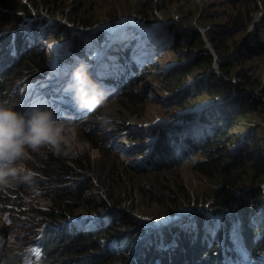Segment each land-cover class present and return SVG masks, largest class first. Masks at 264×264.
<instances>
[{"label":"rangeland","instance_id":"rangeland-1","mask_svg":"<svg viewBox=\"0 0 264 264\" xmlns=\"http://www.w3.org/2000/svg\"><path fill=\"white\" fill-rule=\"evenodd\" d=\"M16 3H26L29 9L30 3H34L38 9L37 14L60 20L59 24L50 22L46 25L48 45L46 52H42L48 65L52 66L51 69H61L60 79L52 85L49 80L43 89L30 86L23 90L20 88L19 92L25 97L32 89L37 93L45 92L48 98L44 106L53 103L57 112L59 109L71 112L77 128L67 155L63 152L57 154L49 147H41L36 152L29 150L25 166L47 178L40 181L42 191L39 196H34L31 188L25 185L0 187V264H10L8 260L12 255L24 257L44 221L49 220L47 214L57 215V218L70 214L66 220L73 222L70 219L73 217L76 219L74 224L77 225L78 221L88 222L94 218L95 213L86 211L90 204L104 205L99 210L100 213H104L105 208H110L125 214V204L129 201L128 204L133 206V217L143 221L147 233L171 224L170 221L187 227L188 223L184 221L196 218L204 220V224H212L215 232L223 213L226 216L233 213L232 210L227 212V208L218 211L220 214L213 215L210 212L215 198L219 196L214 193L223 184L230 190L238 189V200L243 198V191L246 189L264 190V183L261 182L264 176L241 167L240 163L230 168L225 165L229 160V150L242 152L243 158L251 154L245 155L246 150L241 143L245 140V137H241L243 134L254 137L257 147L264 149V54H260L264 52V47H257L255 51L245 55H234L249 38L264 41V32L260 36L255 35L257 25L258 29H264V0H17ZM42 6L55 9L57 13H45L40 10ZM68 11L79 12L78 17L82 22L79 25L90 26L87 28L93 30L90 38H87V34L79 35V38L88 40L79 51L83 60L88 63L92 77L107 86L111 92L106 108L97 109L93 113H77L68 101L54 95L59 94L57 89L62 86L71 68L81 60L80 56L70 54L64 62L62 49L51 60L52 55L48 49L55 44L54 37L61 38L62 35L58 34L59 26L64 25L63 19L68 18ZM175 20L187 28H193L198 37L179 45L170 30V27H176ZM164 25L170 26L156 39L150 53L144 56L145 62L136 64L138 55L129 48L139 42L138 31L146 28L144 26L159 28ZM69 27L70 24H66V28ZM144 34L152 35L150 31ZM202 49H207L213 58L230 61L231 67L221 68L228 62L216 67L214 61L207 66ZM158 51V64L153 67L155 62L150 60L149 55H155ZM101 54L104 57L95 66ZM254 55L259 56L251 58ZM195 63L197 65L192 66ZM174 64L175 69L182 65L186 67L181 72L194 67L176 90L179 92L186 80V84H192L195 79L207 77L208 73L211 74L213 83L228 82L229 85L224 89H230L233 85L236 91L243 83L251 80L247 86L240 88L239 95L255 111L244 115L240 113L235 118L234 127L229 134L231 147L224 143L214 150L211 149L212 146L209 147L208 158L214 159L217 168L224 166L226 179L220 177L216 165L211 166L203 154H196L188 162L178 164V167L170 170L151 171L154 160L147 156L146 147L152 135L150 127H161L164 133L170 131L174 135L179 134L177 130L185 131L186 134L193 129L192 123L187 121L188 113H196L206 107L218 109L223 102L222 98L230 94L211 99L203 94L184 96L160 91L152 78L158 79L159 76H154L155 74L164 73L166 68ZM22 66L23 62L20 67ZM27 78L23 74L20 76V80ZM106 79L111 82L107 83ZM43 82L45 80L39 84ZM210 82L199 80L198 86L201 88L204 83ZM118 83H125L126 88H130L141 103L122 102L125 90L116 87ZM201 91L203 89H199ZM108 110L117 117V122L113 127L101 130L97 115ZM123 126L137 127L141 131L131 134L124 141L115 135ZM196 126L199 127V124L196 123ZM115 142L122 147H115ZM185 148L189 149L190 146ZM259 156L264 157V151ZM55 158H66L69 160L66 164L73 167H76V162L82 164V167H76L73 175L77 174L76 183L83 181L86 187L90 186L79 203H71L76 206L71 213L65 212V205L55 199L51 190L55 182L50 162ZM157 158L156 156V160ZM198 163H202L199 170ZM8 195L11 198H7ZM255 200L259 205L261 200ZM38 222L41 223L37 227ZM244 230L239 222L233 223L229 229V237L233 234L232 240L236 245H240V236L244 234ZM213 236L221 241L220 235ZM19 261L24 264V261ZM190 263L194 261L191 260Z\"/></svg>","mask_w":264,"mask_h":264},{"label":"clouds","instance_id":"clouds-1","mask_svg":"<svg viewBox=\"0 0 264 264\" xmlns=\"http://www.w3.org/2000/svg\"><path fill=\"white\" fill-rule=\"evenodd\" d=\"M59 22L60 20H55L56 24H59ZM63 22L64 25L59 26L60 31H68L77 36L87 34V38H90L91 32L93 31L90 30L91 28H87L90 26H81L70 21L68 18H64ZM175 23L176 27L174 29H172L173 27H170V30L171 32H173L172 30H176L173 34L178 40L179 45L183 42L189 43L192 39L198 37V35H195L196 33L193 28H187L184 25L179 24L176 20ZM66 24H70L68 29L66 28ZM168 26L170 25H164L159 27V29L145 26L146 28H141L140 31H138L137 36L139 42L131 45L129 48L132 52H135L138 55L136 64L141 65L145 62L144 56L147 53H150L156 39L164 33ZM256 28L257 31L255 35L260 36V34L264 32V29H258V25ZM143 30H150V34L156 33L157 38H155L154 35L144 37L142 34ZM213 34H216V29L213 30ZM243 42L244 40L242 43ZM257 47H264V41L252 40V38H249L234 55L251 53L255 51ZM138 48H140V50L137 51ZM202 53L206 56L205 62L207 66L214 61L216 67L227 62L228 64L221 68L229 69V67H231L230 61H220V59L213 58L207 49H202ZM260 54H264V52ZM158 56L159 51L155 55H149L150 60L155 62L153 67L158 64ZM256 56L259 55H254L251 58ZM196 65L197 63L192 66L195 67ZM175 67L174 64L166 68L163 71L164 73L155 74L154 76H159L158 79L161 78L166 81V79H169L173 73H179L182 69L186 68L184 65L179 66L176 69ZM193 68L182 71L187 74L183 78L181 76L179 82L176 84H169L166 82L165 87H163L160 85L158 79L155 81V79L152 78V81L158 85L160 91L169 92L171 95L177 93L184 96L203 94L206 95L207 98L217 99L230 93L228 97L222 98L223 102L221 107L216 109H223L224 112H212L213 109L211 107H206L196 113H188L189 117L187 121L192 123L193 129L188 130L186 134L185 131L177 130L179 134L174 135L170 131L164 133V131L161 130V127H150L152 129V135L149 142L146 143V147H148L147 156L154 160V165L151 170L153 172H163L178 167L176 165L188 162L196 154H203L204 158H208L210 155L209 147L211 146V149L213 150L216 146L223 143L226 146L230 145L231 147L229 134L234 127L235 118L240 115V113L244 115L245 113L255 111L251 108L250 104L244 100L245 98L239 95L241 92L240 88L245 87L242 86L243 84L237 89V91L233 85L230 89H224L229 83L225 81H223L222 84L213 83L210 73H208L207 77L203 76L195 79L189 88H184L186 80L181 85V91H176L179 89L182 81L188 76V72ZM199 80L205 82L210 80L211 82L208 84L204 83L200 88V86H198ZM117 86L124 89L125 93L129 90L133 95V91L130 88H126L125 83H118L116 84V87ZM206 88L209 89L206 90ZM199 89H203V91L199 92ZM57 92L63 100H66L71 104L72 108L77 113H93L96 112L97 109L106 108L109 96L111 95L107 86L102 85L98 80L92 77L89 65L83 59L79 60L75 66L71 68L67 78L64 80L62 86L57 89ZM210 92L216 94L210 96ZM137 101H140V99L136 97L133 104L141 103V101L136 103ZM178 101L181 102V100ZM19 103L18 99L0 100V187L25 185L31 188L34 196H39L42 191L40 181L46 180L47 178L40 176L37 172L25 166L24 161L29 158V150L36 152L39 151L41 147H49L57 154L63 152L67 155L71 148V144L75 139L77 123L75 122L73 114L66 110L57 112L55 108L41 104H30L21 110L17 107ZM97 121L98 127L101 130H107L114 126L115 122H117V117L111 112V110H108L98 114ZM196 123L199 124V127L196 126ZM228 130L229 133L226 137L213 142L216 137ZM140 131L141 129L137 127L123 126L115 135L121 137L120 139L127 141L131 134H136ZM241 137H245V140L243 142L241 141L246 150L245 155L249 153L251 154H249L248 157L243 158L242 152H233V150H229L227 152L229 160L225 163L227 168L233 167L239 163L242 164L241 167L249 168V164L255 162L259 154L264 151L263 148L257 147V140L254 137L249 134H243ZM202 140L203 144L201 146H196L198 141ZM113 145L115 147H122V145H118L116 142ZM187 145L190 146L189 149L185 148ZM156 156L158 157L157 160ZM208 161L211 166L216 165L214 159L208 158ZM201 165L202 163L197 164L198 170L201 169ZM223 167L224 166L222 165L217 168L216 165L220 177L226 179L227 174ZM74 183H76V181L68 183V185H71L70 188L75 186ZM244 188H246V185ZM237 190V188L230 190L227 185L223 184L222 187L214 193V195L219 196H228L233 193L234 199L232 205L227 207V212L232 210L233 213L230 214L231 216H226L223 213V216L220 218L221 223L215 232V228L211 226L212 224H204V220L196 218L192 220L186 219L184 222L188 223L187 227H183L180 223H171L155 230L154 232L147 233L148 230L145 228V224L143 221L136 220L133 217L132 210H127L125 214H120L118 210L105 208L104 213L98 211L95 213L94 218L91 221H88L89 224L98 227L96 231L91 232V236L95 239L93 233L99 234L119 225L120 220H118V218L121 217V215H124V217H128L130 224L125 227V230H122L117 235H112L108 239L112 240L116 237H120L122 240L128 235V237L135 243L134 254L130 257L132 262L137 259L138 261H144L147 264H178L177 261L188 256L192 249L199 248L200 251L205 252L208 257H213L215 259V264H264V247L257 245V241L260 240L261 232L256 230L254 223L251 222L248 227L242 226L245 230L244 234L240 236V245H236L233 242V234L229 237V229L232 228V224L239 222V225H241L239 219L240 216L238 215V210L240 208L250 206L251 209L257 210L258 213L261 211L264 212V190L259 189L260 193L263 195L262 198H259L261 200L259 205L251 195V193L255 192L253 188L243 191L244 195L240 200H238ZM251 203L252 205H250ZM214 204L215 201L210 208V212L213 215L220 214L221 212L214 210ZM65 220L66 219L62 220L60 224L62 225ZM74 221H76V219ZM246 233L249 234V238L248 240L243 241ZM214 234L220 235L221 241L216 240L213 236ZM101 235L102 234H99L98 238L95 240H101ZM153 240H155L156 243L152 251L145 253L148 254L147 256L143 257L145 254L140 255L141 250ZM207 250H209V254L207 253ZM171 253H175L177 258H171ZM194 257L199 256L198 254H195Z\"/></svg>","mask_w":264,"mask_h":264},{"label":"trees","instance_id":"trees-1","mask_svg":"<svg viewBox=\"0 0 264 264\" xmlns=\"http://www.w3.org/2000/svg\"><path fill=\"white\" fill-rule=\"evenodd\" d=\"M16 2L17 0H0V100L18 99L20 103L17 107L22 110L21 94L19 92L20 88L24 85L36 84L39 81L46 79L49 76V67L45 60V56L43 55L44 50L39 47L35 48L33 51L25 50V46L21 45L17 38L13 39V31L21 25L23 18L40 17L46 21V17L36 13L38 11L36 4L30 3L29 9L26 7V3L23 4ZM40 10L45 13L49 12L50 15H55L57 13V10H52L43 6L40 7ZM78 14L79 12L74 11L67 12V16L72 22L76 21L77 24H80L82 22H80ZM49 19L53 20L52 18ZM4 32H6V34H4ZM22 62L23 66L20 67ZM22 74L28 78L20 80ZM186 74V72H175L169 79H166V81L161 78L158 80L160 85L165 87L166 82L169 84H176L179 82L181 76L183 78ZM154 79L155 81L157 80L156 78ZM249 82L250 80L243 83L242 86L248 85ZM190 86L191 84H185L184 88H189ZM215 94L216 93L214 92L209 93L210 96ZM135 100L136 97L133 96L129 90L125 93V96L122 97V102L133 103ZM139 102L140 101H137L136 103ZM216 112H224V110L219 109ZM228 133L229 130L216 137L213 142L226 137ZM68 161L69 160L66 158H55L50 162L52 164L51 173L53 172L52 174L55 182V186L50 189L52 190L55 199H58L61 205H65V208H63L65 209V212L71 213L76 208V206H73L71 203H79L81 199H83L85 193L89 191L90 186L86 187V184L81 181L74 183L75 186L70 188L71 185H68V183L71 181H77V174L73 175L74 170H76V167H82V164L76 162V167H73L66 164ZM249 168L252 172L264 176V157L258 156L255 162L249 164ZM81 177L86 178L84 175H81ZM261 182L264 183V179ZM11 195L12 194H10V196ZM251 195L254 199L263 197L259 190L251 193ZM7 198L11 197L8 195ZM233 200V193L228 196H217L215 199L214 210L220 211L224 208L230 207ZM128 203L129 201L125 204L127 210H133V206H130ZM103 207L104 205L95 204L91 206L90 204V207H88L86 211L88 213H97ZM116 208H118L117 205ZM238 215L240 216L239 219L241 221V226L248 227L251 222L254 223L256 230L261 232L260 240L257 241V245L264 247V212L261 211L258 213L257 210L251 209L250 206H245L238 210ZM67 216L71 215L67 214ZM67 216H63L62 218H60V216L57 218V215L54 216L47 214L49 220L44 221V223L55 226L56 229L46 226L41 233H37V235L40 234V240H34L31 243L30 247H34V249L26 254L27 262H24V264H127L130 259L128 254L115 255L109 259H105L103 257L104 250H102L101 246L96 243L95 239L98 238L99 234H102L100 239H107L103 241H108V238L112 235L119 234L130 224L128 217L121 215V217L118 218V220H120L119 225L99 234L93 233V235H95V239H93L91 233H80V231H77L73 226L67 227L61 225L60 222L66 219ZM40 223L37 224V227ZM83 230L84 232H88L90 228ZM248 238L249 234L246 233L243 241L248 240ZM155 243V240L151 241L141 250L140 255L152 251ZM207 253L209 254V250H207ZM171 254V258H177L175 253ZM195 254H198L199 257H194ZM192 259L194 263H190ZM19 260L23 261L17 256L15 257V255H12L8 261L11 262L10 264H20ZM177 263L215 264V259L213 257H208L205 252L200 251L198 248L192 249L188 256L184 259H179Z\"/></svg>","mask_w":264,"mask_h":264},{"label":"bare ground","instance_id":"bare-ground-1","mask_svg":"<svg viewBox=\"0 0 264 264\" xmlns=\"http://www.w3.org/2000/svg\"><path fill=\"white\" fill-rule=\"evenodd\" d=\"M144 27H145V26H144ZM155 29H159V28H155ZM147 31H150V30H143V31H142V34H143L144 37H148L147 34H144V33H146ZM175 31H176V30H173V32H175ZM152 35H154V37L157 38V34H156V33H155V34H152ZM138 50H140V48H138L137 51H138ZM75 52H76V54H80V51H79V50H75ZM189 84H190V83H189ZM189 84H186V85H189ZM216 111H217L216 109H213V110H212V112H216ZM206 121H207V120H206ZM196 142H197V141H196ZM201 145H202V141H198V144H196V146H201ZM102 216H103V215H102ZM70 219H71V220H75L73 217H70ZM79 220H81V219H79ZM172 222H173V221H170V223H172ZM82 228H83V229H88V228H91V227H90L89 225H86V224H85V225L82 226Z\"/></svg>","mask_w":264,"mask_h":264}]
</instances>
